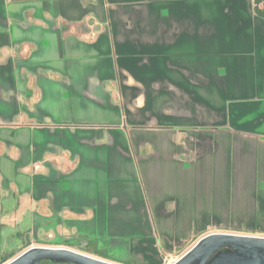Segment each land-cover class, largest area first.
Here are the masks:
<instances>
[{"label": "crops", "instance_id": "0c3cea01", "mask_svg": "<svg viewBox=\"0 0 264 264\" xmlns=\"http://www.w3.org/2000/svg\"><path fill=\"white\" fill-rule=\"evenodd\" d=\"M257 9L0 0V264L39 240L168 264L208 233L264 236Z\"/></svg>", "mask_w": 264, "mask_h": 264}, {"label": "water", "instance_id": "95a60500", "mask_svg": "<svg viewBox=\"0 0 264 264\" xmlns=\"http://www.w3.org/2000/svg\"><path fill=\"white\" fill-rule=\"evenodd\" d=\"M116 264L67 247L29 246L3 264ZM171 264H264V236L213 232Z\"/></svg>", "mask_w": 264, "mask_h": 264}, {"label": "rangeland", "instance_id": "374dc122", "mask_svg": "<svg viewBox=\"0 0 264 264\" xmlns=\"http://www.w3.org/2000/svg\"><path fill=\"white\" fill-rule=\"evenodd\" d=\"M52 244H53V242H50V241L39 240V241H37V244H35V246L59 247L58 245H52ZM188 248L189 247H187V249ZM186 250H184L183 252H185ZM183 252H181V253H174L173 255L169 256V261L167 263L169 264V263H172L173 261H175ZM81 253H84V252H81ZM84 254H87V253H84ZM87 255H89V254H87ZM90 256L95 257V258H99V257L93 256V255H90ZM99 259H101V258H99ZM102 260H104V259H102ZM42 264H51V263L44 262Z\"/></svg>", "mask_w": 264, "mask_h": 264}, {"label": "trees", "instance_id": "16d2710c", "mask_svg": "<svg viewBox=\"0 0 264 264\" xmlns=\"http://www.w3.org/2000/svg\"><path fill=\"white\" fill-rule=\"evenodd\" d=\"M257 11H258L260 14H264V11H263V10L261 11V10L257 9ZM7 258H8V257H7ZM7 258H4V259L1 261V264L4 263V262H6ZM43 262H48V261H43ZM43 262H42V263H43Z\"/></svg>", "mask_w": 264, "mask_h": 264}, {"label": "built area", "instance_id": "2783aa9c", "mask_svg": "<svg viewBox=\"0 0 264 264\" xmlns=\"http://www.w3.org/2000/svg\"><path fill=\"white\" fill-rule=\"evenodd\" d=\"M165 261L168 262L169 261V257H167ZM169 264H171V263H169Z\"/></svg>", "mask_w": 264, "mask_h": 264}, {"label": "flooded vegetation", "instance_id": "af4514ba", "mask_svg": "<svg viewBox=\"0 0 264 264\" xmlns=\"http://www.w3.org/2000/svg\"><path fill=\"white\" fill-rule=\"evenodd\" d=\"M44 263V262H43ZM48 263H51V262H48ZM41 264H42V262H41ZM51 264H56V263H51ZM60 264H62V263H60Z\"/></svg>", "mask_w": 264, "mask_h": 264}]
</instances>
